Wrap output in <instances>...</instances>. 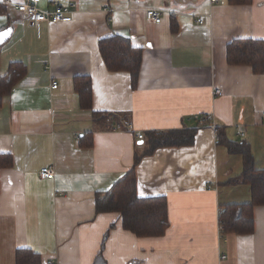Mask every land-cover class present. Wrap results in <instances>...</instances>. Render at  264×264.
<instances>
[{
    "label": "crops",
    "instance_id": "1",
    "mask_svg": "<svg viewBox=\"0 0 264 264\" xmlns=\"http://www.w3.org/2000/svg\"><path fill=\"white\" fill-rule=\"evenodd\" d=\"M36 4H74L73 18L34 23L0 3V30L11 28L0 73L11 62L27 70L0 104V154L13 157L0 169V264H15L18 248L40 254L42 264H264V205L253 207L252 233H220V207L249 202L251 194L243 182H227L242 173V156L218 142L211 126L248 146L253 166L264 169V72L226 61L233 39L264 40V0ZM148 8L160 22L145 18ZM112 34L142 48L135 88L129 73L108 71L101 58L98 41ZM85 76L89 108L76 89ZM110 113L124 115L128 128L107 122ZM204 120L191 145L158 147L137 164L138 195L167 200L163 235L138 237L122 228L118 213L95 212V192L132 167L147 132ZM89 133L93 144L84 147ZM43 166L54 169L53 178H39Z\"/></svg>",
    "mask_w": 264,
    "mask_h": 264
},
{
    "label": "trees",
    "instance_id": "2",
    "mask_svg": "<svg viewBox=\"0 0 264 264\" xmlns=\"http://www.w3.org/2000/svg\"><path fill=\"white\" fill-rule=\"evenodd\" d=\"M232 4H246L250 0H228ZM5 8L0 5V13ZM174 23V21H172ZM1 48V46H0ZM101 58L108 71L129 73L131 87L135 88L139 76L142 59V48L131 44L128 38L112 34L98 41ZM226 61L230 65L249 66L256 74L264 72V40L253 38H236L226 45ZM26 67L21 62H11L5 74L0 73V104L9 94L15 84L26 74ZM81 104L89 108L91 103V81L81 77V85L76 84ZM95 120L103 118L101 113H94ZM111 125L122 124L124 115L105 114ZM204 119V118H203ZM207 120L198 121L195 127L167 131H149L140 150L134 154L132 167L123 177L117 180L109 189L95 192V212H116L121 219L123 229L138 237H156L165 233L169 224L167 214V200L164 196L141 197L137 193L136 167L141 159L151 154L158 147L184 146L193 143L194 135L200 124ZM107 125V127L111 126ZM217 141L224 142L227 150L242 156L243 170L236 177L229 179V183L243 182L249 187L251 200L246 203L226 204L220 207L218 220L221 235L227 233L250 234L253 231V207L264 205V169H256L252 163V156L248 146L243 142L227 140L219 126H215ZM83 146L91 147V134L83 138ZM140 147H137L139 149ZM11 154H0V169L12 166ZM100 255V253L98 254ZM100 264L102 260L100 259ZM15 264H42L41 255L29 248H18L15 251Z\"/></svg>",
    "mask_w": 264,
    "mask_h": 264
},
{
    "label": "built area",
    "instance_id": "3",
    "mask_svg": "<svg viewBox=\"0 0 264 264\" xmlns=\"http://www.w3.org/2000/svg\"><path fill=\"white\" fill-rule=\"evenodd\" d=\"M211 1L215 2L217 0H211ZM0 3L3 5L11 6L14 10L20 13L23 17L29 19L30 21L34 23L69 22L73 18L74 4H58L57 6H55L53 10H44L37 6L36 0H0ZM145 18L147 20L158 23L161 21V14L158 10L154 8H148L145 10ZM197 22L202 23L203 21L201 19H198ZM56 87H57V82L53 81L52 88H56ZM219 92H220L219 89L215 90V93H219ZM263 115H264V110H263ZM211 126L213 128L215 127L214 124H211ZM115 127L121 128L119 124H116ZM240 135L243 136L244 134L240 133ZM137 138L142 139L143 135L139 133L137 135ZM38 174L41 180H47V179L53 178L55 175V172L51 166H43L40 168ZM219 230H220V227H219ZM50 262L51 261H49L48 263Z\"/></svg>",
    "mask_w": 264,
    "mask_h": 264
},
{
    "label": "water",
    "instance_id": "4",
    "mask_svg": "<svg viewBox=\"0 0 264 264\" xmlns=\"http://www.w3.org/2000/svg\"><path fill=\"white\" fill-rule=\"evenodd\" d=\"M11 35V28H5L0 30V46L7 41L9 36ZM141 142L139 141V144Z\"/></svg>",
    "mask_w": 264,
    "mask_h": 264
}]
</instances>
